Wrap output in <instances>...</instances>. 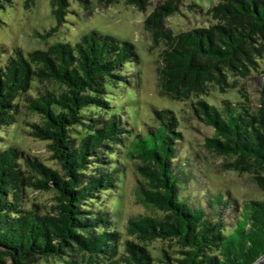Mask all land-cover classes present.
I'll return each mask as SVG.
<instances>
[{"label": "trees", "instance_id": "1", "mask_svg": "<svg viewBox=\"0 0 264 264\" xmlns=\"http://www.w3.org/2000/svg\"><path fill=\"white\" fill-rule=\"evenodd\" d=\"M8 1L0 0V10ZM48 1L61 27L70 0ZM72 1L91 8L88 0ZM120 1L143 11L151 0H97L104 8ZM183 1L165 0L144 21L152 47H162L157 91L187 102L214 132L206 147L230 158L227 170L250 175L264 193V76L258 107L245 86L228 82L258 73L264 0L194 5L203 24L175 34L165 20ZM138 56L132 44L98 31L73 45L55 43L32 53L15 48L5 60L0 56V264L51 258L63 264H253L264 256V200L237 205L229 194L206 190L195 201L182 197L194 161H181L183 136L174 112L155 111L157 126L146 124L139 132V124L121 116V91L128 99L136 96ZM215 88L236 96L206 100ZM21 109L40 117L41 123L29 124V134L47 143L59 170L3 144V131L19 123ZM127 161L137 163L138 201L164 215L129 218L120 228L106 198L124 183ZM31 192H53L56 203L45 210L32 202ZM153 241L173 243L179 258L164 248L154 254L147 246Z\"/></svg>", "mask_w": 264, "mask_h": 264}, {"label": "rangeland", "instance_id": "2", "mask_svg": "<svg viewBox=\"0 0 264 264\" xmlns=\"http://www.w3.org/2000/svg\"><path fill=\"white\" fill-rule=\"evenodd\" d=\"M90 10L70 0V8L67 17L61 27L51 14L48 0H34L32 3L26 0H9L5 8L0 10V48L5 50L0 56L2 59L13 52L15 48H21L25 53L33 51H46L49 46L62 42L77 43L85 34L98 31L101 34L112 36L119 41H127L134 46L138 53V62L135 64L133 76L138 79L134 89L136 96L128 99L126 90L120 100L124 103L120 114L125 119L130 116L134 123L141 127L136 131H142L148 125L157 126L158 118L154 114L164 109L174 112L181 125L183 142L181 143V161L188 157L193 159L194 167L190 169V175L186 184L181 185L180 195L190 201H195L200 196V191L206 190L212 194H229L237 205L244 202L264 200V193L254 183L248 174H241L227 170L230 158L217 155L205 145L207 139L214 138L212 128L197 118L187 102L171 101L161 97L157 91L156 68L162 47H152V39L148 32L143 30L145 18L153 9L165 0H151L144 10L128 7L124 1L109 7H100L97 0H88ZM216 0H184L179 12L169 16L165 24L175 34L186 32L203 24V17L194 5L203 4L206 8ZM2 63V62H1ZM258 73H254L246 80L229 77L228 82H237V86H245L249 95L253 98L254 107H258L259 91L263 83L264 59L258 60ZM136 75V76H135ZM233 90L225 93L213 90L211 96L204 97L210 102H218L222 99L235 98ZM118 101V102H117ZM118 106H121L117 99ZM123 114V115H122ZM30 123H41L38 115L21 109L19 123L3 131L4 145H12L24 150L27 154L38 158L47 166L59 170L56 161L51 160L47 143L30 136ZM135 161H127V176L117 192L107 196V209L117 215V226L124 228L127 219L136 217H163V212L156 211L141 204L135 194L138 176H134ZM191 179V180H190ZM32 202L48 210L55 205L53 192H31ZM232 216V215H231ZM154 254H159L160 248H164L172 258H179L178 248L169 242L153 241L147 244ZM176 264L175 261H172ZM36 264H63L57 259H41Z\"/></svg>", "mask_w": 264, "mask_h": 264}, {"label": "water", "instance_id": "3", "mask_svg": "<svg viewBox=\"0 0 264 264\" xmlns=\"http://www.w3.org/2000/svg\"><path fill=\"white\" fill-rule=\"evenodd\" d=\"M253 264H264V256L259 260H257L256 262H254Z\"/></svg>", "mask_w": 264, "mask_h": 264}]
</instances>
